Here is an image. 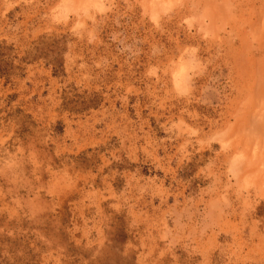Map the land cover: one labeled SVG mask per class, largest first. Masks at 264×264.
<instances>
[{
    "label": "rangeland",
    "instance_id": "1",
    "mask_svg": "<svg viewBox=\"0 0 264 264\" xmlns=\"http://www.w3.org/2000/svg\"><path fill=\"white\" fill-rule=\"evenodd\" d=\"M0 264H264V0H0Z\"/></svg>",
    "mask_w": 264,
    "mask_h": 264
}]
</instances>
